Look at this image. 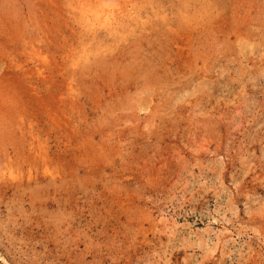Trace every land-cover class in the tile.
<instances>
[{"label":"rangeland","instance_id":"rangeland-1","mask_svg":"<svg viewBox=\"0 0 264 264\" xmlns=\"http://www.w3.org/2000/svg\"><path fill=\"white\" fill-rule=\"evenodd\" d=\"M0 264H264V0H0Z\"/></svg>","mask_w":264,"mask_h":264}]
</instances>
